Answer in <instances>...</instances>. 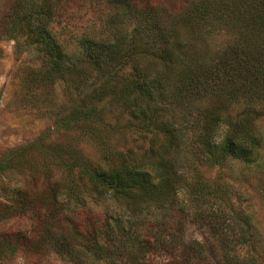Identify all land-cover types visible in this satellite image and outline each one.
Here are the masks:
<instances>
[{
	"label": "trees",
	"instance_id": "16d2710c",
	"mask_svg": "<svg viewBox=\"0 0 264 264\" xmlns=\"http://www.w3.org/2000/svg\"><path fill=\"white\" fill-rule=\"evenodd\" d=\"M70 7L100 20L73 57L54 30ZM8 22L44 53V84L58 79L77 95L69 122L98 156L60 147L55 180L36 170L0 194V222L27 213L34 221L31 234H1L0 254L39 257L59 232L61 254L92 264H264L260 249H234L254 236L243 217L221 212L224 185L200 168L264 162V0H14ZM102 102L112 104L106 114ZM180 195L191 212L178 209ZM87 199L108 201L113 214L82 226L69 212ZM189 219L213 242L187 243Z\"/></svg>",
	"mask_w": 264,
	"mask_h": 264
},
{
	"label": "rangeland",
	"instance_id": "374dc122",
	"mask_svg": "<svg viewBox=\"0 0 264 264\" xmlns=\"http://www.w3.org/2000/svg\"><path fill=\"white\" fill-rule=\"evenodd\" d=\"M13 1L0 0V164L11 160L14 153L24 149L30 151L12 157V168L0 173V194L5 196V191L18 189L22 178L36 170L42 176L47 172L55 173V180L60 172L53 162V151L60 147L67 152L80 148L90 157L97 159L98 156L93 144L69 122L72 112L79 105L77 95L61 80H49L44 84V53L32 45L25 35L16 34L12 23H7ZM99 23L98 16L91 10L70 7L54 24V30L73 57L77 54L82 34L99 30ZM226 41L225 35H216L212 44L221 48ZM104 104L102 102L100 107L106 106V114L112 104ZM259 125L264 133V118L259 120ZM200 168L209 181L224 185L227 200L220 201L221 212L227 217H243L247 235L254 236L256 243L237 244L234 249L242 257L250 249L256 254L261 250L260 256H264V162L258 163L255 168L245 165L234 170L227 167ZM186 202L185 196L180 195L178 209L181 204L189 205L190 202ZM108 203L87 199L85 208L79 206L78 211L69 212V215L84 226L86 219L100 221L113 214V207ZM185 210L192 211L190 205ZM33 226L34 221L29 213L15 215L0 222V235L18 231L31 234ZM183 232L187 243H210L214 240L210 231L201 225V220H187ZM60 236L58 232L46 237L45 252L39 257L6 251L4 255L0 254V264H92L83 256L61 254L55 240Z\"/></svg>",
	"mask_w": 264,
	"mask_h": 264
}]
</instances>
